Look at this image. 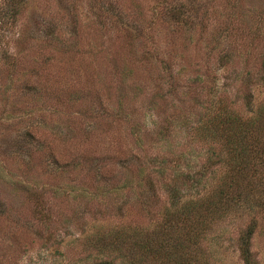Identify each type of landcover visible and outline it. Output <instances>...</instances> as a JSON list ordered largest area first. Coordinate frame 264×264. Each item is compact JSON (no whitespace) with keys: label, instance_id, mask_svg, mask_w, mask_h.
<instances>
[{"label":"rangeland","instance_id":"obj_1","mask_svg":"<svg viewBox=\"0 0 264 264\" xmlns=\"http://www.w3.org/2000/svg\"><path fill=\"white\" fill-rule=\"evenodd\" d=\"M14 1L13 9L18 12L15 30L19 33L21 27L23 40L19 38L21 41L16 47L8 50L7 78L0 81V264H86L93 257L96 260V254L99 258L114 255L116 258L120 251L94 249L88 253L85 249L88 243L95 242L97 247L103 241L100 237L94 238L93 232L98 230L101 235L106 231L108 238L111 230L115 233L137 228L153 231L154 227L146 215L148 212H140L133 202L134 197L130 198L131 194H137L140 178L134 177L131 170L122 177L112 155L130 159L139 151L146 161L155 143L149 138L157 140L164 132H169L171 139L163 138L158 142L160 156L168 157V144L182 136L177 124L166 129L159 124L155 126L158 116L149 100L154 88L151 90L153 85L149 88L145 72L156 76L164 90L170 81L166 78L168 71L178 72L179 63L188 70V65L192 66L215 42L210 46H200L195 41L187 43L182 30L171 18L160 22L152 16L154 8H162L165 0ZM196 1L208 10L215 7V13L220 16L229 11L230 6L237 17L232 50L249 52L245 43L253 42L249 38L255 25L264 21V15L251 16L249 12L264 10V0ZM126 6L144 12L148 19L155 18L150 27L142 26L144 37L152 41L162 38L163 34L169 39L165 44L162 38L163 42H158L152 51L149 39L144 48L137 43L134 51L145 64L142 74L133 67L130 71L125 69L135 58L134 52L128 50V43L134 38L124 34L126 26L116 17L107 16L110 11H120L126 16ZM104 15L106 19L100 18ZM243 23L247 28L244 34L239 30ZM50 30L52 47L42 41H48L49 36L45 35ZM36 31L44 38H34ZM232 39L229 35L220 38L222 44L230 45L228 47ZM256 42L259 44V39ZM50 50L53 58L47 57L52 55ZM224 73H219L218 83L222 82ZM185 75L177 74V77L182 82ZM137 86L141 89L137 90ZM255 94L257 107L264 102V93L255 90ZM158 104V109L164 106L162 100H158ZM139 118L153 127L151 132H143L142 139L135 124ZM145 146H149L146 151ZM18 147L27 149L29 154L14 151ZM186 153L181 155L184 167L189 163L190 152ZM97 166L101 168V177L123 183L124 187L111 194L90 192L86 186L89 171L93 167L96 171ZM216 184L215 178L212 185ZM130 188L134 190H128ZM159 194L160 202L155 209L165 201L168 205L163 194ZM202 195L193 191L185 198L198 201L200 211L207 216V198L198 199ZM98 202L101 203L97 205ZM118 202L127 203L122 215ZM263 214V210L257 212V227L250 239V249L258 264H264ZM250 217L232 212L221 222L213 223L207 232V241L212 242L210 264H244L235 239L237 229L241 228L238 225L246 224ZM128 224L140 227H126ZM143 225L146 227H141ZM54 229L59 232L47 239ZM14 230L17 231L15 238L10 234ZM114 263L122 264L119 259ZM146 263L156 264L151 259Z\"/></svg>","mask_w":264,"mask_h":264},{"label":"trees","instance_id":"obj_2","mask_svg":"<svg viewBox=\"0 0 264 264\" xmlns=\"http://www.w3.org/2000/svg\"><path fill=\"white\" fill-rule=\"evenodd\" d=\"M236 1L230 0L229 3ZM165 2L166 4L159 10L154 8L152 16L160 22L171 18L182 30L187 43L195 41L200 46L201 44L210 46L209 44L213 42L215 44H212L201 58L196 59L192 66L190 63L188 70L179 63L178 72L174 74L168 71L166 78L170 81L166 83L164 90L163 84L156 76L153 77L150 71L145 72L149 79L147 84L150 82L149 88L152 85L151 90L154 88L149 100L158 116L155 126L158 127L159 124L160 128L166 129L177 124L176 127L180 130L178 133L182 136L177 142L168 144L170 150L168 157L160 156L158 144L163 138L171 139L169 132H164L157 140L154 137L149 138L155 143L146 161L139 151L130 159H122L114 154L111 158L118 166L122 177L126 171L131 170L134 177L140 178L137 183V194H131L130 198L134 197L133 202L137 204L140 212L143 210L148 212L146 215L152 220L154 229L153 231L141 228L126 231L121 229L116 233L111 230L108 232L110 235L108 238L106 231L101 233V236L96 230L92 236L100 237L99 240L103 241L97 247L95 242L88 243L85 248L88 253L94 249H102L110 253L113 250L120 251V255L116 258L115 255L112 258L111 256L99 258L96 254V260L93 257L86 264H115V259H119L122 264H147L149 259L156 264H210L212 242L208 243L207 232L213 223L221 222L232 212L239 213L240 216L246 214L251 216L246 224L238 225L241 228L237 229L235 241L238 243L239 255L244 264H258L250 249V239L257 227V212L260 210L264 212V102L255 107V90L264 93V21L255 25L249 38L253 42L245 43L249 52L244 53L240 50L236 52L232 50V46L235 44L233 31L237 17L230 6L229 11L220 16L215 13L217 10L215 7L208 10L206 9L208 7L196 0ZM15 4L14 0H0V81L7 78L6 60L10 55L8 50L11 46L16 47V43L21 41L18 39L23 35L21 27L19 33L15 30L18 25L15 17L18 12L13 9ZM125 8L126 16L120 11L114 13L110 11L107 16L116 17L119 23L126 26L124 34L134 38L128 43L130 46L128 50L134 52L135 58L133 63L129 64V68L126 66L125 69L130 71L135 68L142 74L145 64L140 54L136 55L138 52L134 51L135 46L138 43L144 48L149 39L152 51L158 42H163L164 37L162 34V38L152 41L148 36L144 37L142 26L150 27L152 25L150 22L155 18L148 19L144 12L135 11V7ZM105 10L109 11L107 8ZM252 10L254 11V8ZM249 13L251 16L264 15V10ZM107 16L100 18L106 19ZM244 29L247 28L243 23L239 30L244 34ZM38 34L36 31L33 37L36 38ZM47 34L44 35L49 36L48 41L42 39L44 37H38L52 47L50 38L53 32L50 30ZM228 35L233 37L231 47L225 46L226 44H222L220 40L223 36L227 38ZM237 38L243 44L239 35ZM256 39H259V44ZM164 42L168 44V37L164 38ZM220 44L224 46L221 47ZM50 51L52 55L47 57L53 58V52ZM139 66L141 68H138ZM222 71L225 73L222 75V82L218 83L219 73ZM185 73V78L181 82L177 74ZM139 89L141 87L137 86V90ZM158 100H162L164 105L160 109L157 108ZM141 120L139 118L135 124L142 139L143 132L149 133L153 127ZM148 149L149 146H145L144 151ZM14 151L29 154L25 148L21 150L18 147ZM186 151L190 152L189 163L184 167L181 165L184 160L181 159V155L187 154ZM148 162L152 164L148 165ZM100 169L97 166L96 171L95 167L89 171L86 186L90 192L111 194L119 187H124L123 183L119 184L120 182L112 181L105 176L101 177ZM215 178L217 184L212 185ZM128 190L132 191L134 188ZM193 191L203 193L198 199L207 198L205 209L207 216L200 211L198 201L185 198V195ZM160 192L168 201V205L165 201V204L155 209L160 202ZM89 202L92 203V200ZM99 203L101 202L97 205ZM125 204L127 203H117L121 215ZM126 227L140 226L128 224ZM55 229L50 232L47 239L56 236L59 230ZM16 232V230L10 232L13 238L16 237Z\"/></svg>","mask_w":264,"mask_h":264}]
</instances>
